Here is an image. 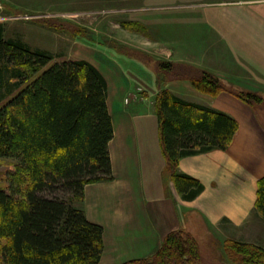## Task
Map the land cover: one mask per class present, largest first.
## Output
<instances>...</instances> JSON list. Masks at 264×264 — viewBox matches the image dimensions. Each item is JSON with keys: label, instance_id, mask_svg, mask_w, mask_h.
<instances>
[{"label": "trees", "instance_id": "obj_1", "mask_svg": "<svg viewBox=\"0 0 264 264\" xmlns=\"http://www.w3.org/2000/svg\"><path fill=\"white\" fill-rule=\"evenodd\" d=\"M187 70L185 79L203 94L227 92L246 104L262 101L228 91L207 72ZM165 86L158 80L155 98L164 176L189 202L203 186L178 172L180 159L225 151L238 125L219 111L174 96ZM106 99V81L91 64L54 62L46 51L5 39L0 27V160L14 163L8 186L0 187V264L99 263L103 229L86 219L80 205L87 185L113 180ZM255 212L264 221V177L257 184ZM223 249L228 264H264V249L254 244L227 241ZM201 260L196 240L177 230L153 257L124 264Z\"/></svg>", "mask_w": 264, "mask_h": 264}, {"label": "crops", "instance_id": "obj_2", "mask_svg": "<svg viewBox=\"0 0 264 264\" xmlns=\"http://www.w3.org/2000/svg\"><path fill=\"white\" fill-rule=\"evenodd\" d=\"M130 1L142 2L154 11L156 23L148 21L146 28L149 36L150 28H154L156 41L176 47L186 59H197L192 64L214 74L227 88L263 95L264 0H190L194 3L191 7L186 9L179 2L172 10H167L172 0ZM209 41L221 49H212L211 63L205 65L201 62L208 56ZM90 50L92 58L87 57L86 62L106 81V103L113 127L108 145L113 180L87 185L81 205L86 219L103 229V252L98 264L149 259L160 249L165 237L177 230L195 238L200 231L209 234L217 231L251 244L255 238L246 236L250 226L247 222L251 216L261 220L255 212L257 184L264 177L261 119L230 94L206 95L188 80L166 84V90L174 96L219 111L238 125L225 151L180 159L178 172L203 186L194 200L182 201L172 182L164 176L166 161L155 115L154 80L149 75L150 80L147 76L141 79L144 88L153 91L144 100L142 111L138 108L142 101L131 104L128 110L124 100L134 93L136 84H141L125 79L123 61L116 59H122V54L104 52L101 58L94 56L95 49ZM111 73L118 77L117 82ZM167 188L171 191L169 197ZM222 221L229 228H238L236 236L218 229Z\"/></svg>", "mask_w": 264, "mask_h": 264}, {"label": "rangeland", "instance_id": "obj_3", "mask_svg": "<svg viewBox=\"0 0 264 264\" xmlns=\"http://www.w3.org/2000/svg\"><path fill=\"white\" fill-rule=\"evenodd\" d=\"M172 1L168 4L167 10H172L179 2L186 9L194 5L190 0ZM153 12L152 8L144 3L130 0H0V27L3 28L5 39L20 40L33 50L46 51L52 55L54 62L86 61L87 57L92 58L89 57L93 54L90 48L96 50L95 57L102 58L104 52L122 54L120 57L122 59L117 57L116 59L123 61L124 77L129 83L130 80L140 83L141 79L147 76L148 79L150 77L154 80L156 88L158 80L166 84L186 80L185 78L190 76L187 75V69L204 71L214 76L204 68L192 64L194 61L197 62V59H186L176 47L171 48L168 43L156 41L152 27H148L152 30L149 36L146 23L148 21L156 23ZM208 46V56L201 62L202 64L211 63L212 49L214 51L221 49L212 41H209ZM168 53H171V56ZM160 64L181 68L167 71L161 69ZM111 74L113 81L117 82L118 77ZM237 74L242 75L239 71ZM144 86L145 83L136 84L133 88L134 93L126 96L124 100L126 109L129 110L131 104L142 101L140 102L142 105L135 104L140 105L138 108L142 111L144 100L153 92ZM223 86L237 94L249 93L260 97L262 100L260 103L252 101V104L237 99L250 107L264 125V93L261 95L241 89L233 90L224 84ZM13 165L11 160H0V187L8 186V174L13 171ZM167 192L168 197L171 196L169 188ZM249 222V232L246 236L255 238L251 244L264 249V224L252 216L247 224ZM246 228L247 225L244 229ZM218 229L235 236L239 232L238 228H229L223 221ZM201 232L203 231L199 232L197 238L190 235L198 243L202 264H228L223 247L227 241L236 240L217 231L210 232L211 234Z\"/></svg>", "mask_w": 264, "mask_h": 264}]
</instances>
